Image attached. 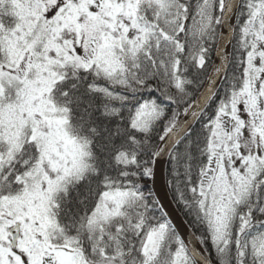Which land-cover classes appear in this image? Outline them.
<instances>
[{
	"label": "snow or ice",
	"instance_id": "6c2138e0",
	"mask_svg": "<svg viewBox=\"0 0 264 264\" xmlns=\"http://www.w3.org/2000/svg\"><path fill=\"white\" fill-rule=\"evenodd\" d=\"M0 264H264V0H0Z\"/></svg>",
	"mask_w": 264,
	"mask_h": 264
}]
</instances>
